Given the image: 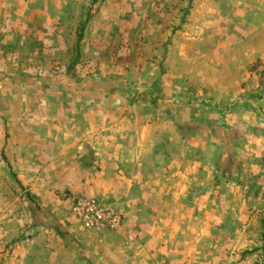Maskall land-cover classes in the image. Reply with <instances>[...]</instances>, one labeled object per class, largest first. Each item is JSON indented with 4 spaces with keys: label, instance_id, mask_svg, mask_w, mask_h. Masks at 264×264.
Masks as SVG:
<instances>
[{
    "label": "rangeland",
    "instance_id": "obj_1",
    "mask_svg": "<svg viewBox=\"0 0 264 264\" xmlns=\"http://www.w3.org/2000/svg\"><path fill=\"white\" fill-rule=\"evenodd\" d=\"M0 264H264V0H0Z\"/></svg>",
    "mask_w": 264,
    "mask_h": 264
},
{
    "label": "built area",
    "instance_id": "obj_2",
    "mask_svg": "<svg viewBox=\"0 0 264 264\" xmlns=\"http://www.w3.org/2000/svg\"><path fill=\"white\" fill-rule=\"evenodd\" d=\"M71 210L85 228H105L115 230L121 219L110 209L99 205L93 199H75L71 202Z\"/></svg>",
    "mask_w": 264,
    "mask_h": 264
},
{
    "label": "crops",
    "instance_id": "obj_3",
    "mask_svg": "<svg viewBox=\"0 0 264 264\" xmlns=\"http://www.w3.org/2000/svg\"><path fill=\"white\" fill-rule=\"evenodd\" d=\"M102 131V130H101ZM117 130H114V132H116ZM124 133V132H123ZM129 136V135H128ZM119 137H121V136H119ZM123 137H124V134H123ZM131 140V139H130ZM126 141L125 142V144H124V142H119V140H118V148H120V147H124V148H121V150L120 151H118V152H116L117 154H118V156H123L124 155V153L126 152V151H129L131 148L132 149H134L135 148V144L134 143H131L132 141ZM114 143V147L116 146L115 144H116V142H113ZM128 146V147H127ZM126 147V148H125ZM131 149V150H132ZM128 153H133V151H130V152H128ZM116 154V155H117ZM101 155H106V153L104 154V153H102ZM126 155H127V153H126ZM175 162L174 161H171V164L173 165ZM181 167H180V165H179V167H177V170H176V173L172 170V169H170V168H166L167 170L164 172L165 173V177L167 178V177H169V175L171 176L170 178H173V177H176V178H180V177H183V175H182V173H181V171L179 170ZM175 173V174H174ZM161 175H163L164 176V174H161Z\"/></svg>",
    "mask_w": 264,
    "mask_h": 264
},
{
    "label": "trees",
    "instance_id": "obj_4",
    "mask_svg": "<svg viewBox=\"0 0 264 264\" xmlns=\"http://www.w3.org/2000/svg\"><path fill=\"white\" fill-rule=\"evenodd\" d=\"M82 35H83V28L80 29L79 34H78V38H77V42H76V48L77 49L79 47V43L81 42Z\"/></svg>",
    "mask_w": 264,
    "mask_h": 264
}]
</instances>
